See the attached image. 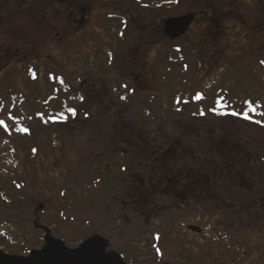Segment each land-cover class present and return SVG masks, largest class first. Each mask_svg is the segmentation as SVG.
Instances as JSON below:
<instances>
[{"label": "rangeland", "instance_id": "obj_1", "mask_svg": "<svg viewBox=\"0 0 264 264\" xmlns=\"http://www.w3.org/2000/svg\"><path fill=\"white\" fill-rule=\"evenodd\" d=\"M63 5L59 7L56 0H0V84L8 89H12L16 84L23 94L29 96V104L32 105L30 100L41 97L46 99L52 95L48 77L49 69H52L65 74L70 84L78 81V91L85 93V103L76 105L75 114L67 124L44 129L38 127L41 130L34 131L33 138H23V142L36 140L39 144L37 152H33L36 156L34 161L26 162L29 169L28 179L34 178L35 181L32 182L34 185L31 189L37 192L39 197L27 199L13 208L11 206L8 211L0 208V242L3 241L7 245H10V242L19 245L26 242L27 234H32L29 239L32 245L39 243L41 231L35 229L23 232L26 235L21 236L19 227L15 225L22 224V221H31L30 218L35 219L37 215H40L42 220L39 224L52 229V232L55 230V235H59L58 226L73 229L74 226L80 225L75 224L76 222L88 220L91 216L116 225L119 217L136 215V207L126 209L118 203L120 199H130L122 192L119 194L118 190L109 197L107 208L106 203H103L108 199V195L104 196L106 186L109 188L108 180L113 182L120 178L119 173H109L108 176L106 172H99V176L98 173L91 172L92 168L103 169L108 165V168L116 169V166H119L115 160L116 154H106L109 146L113 147L110 142L118 140L120 136L138 133L140 136L153 137L152 140L149 139L151 142L139 141L141 147H147L149 151L152 145L168 147V137L171 135L185 136L190 143L182 145L184 151L190 152V168L198 169L200 138L204 132L207 136V151L220 154L219 164L213 168L223 170V175L230 179L223 181V184L232 182V174L229 175L226 165H230L229 156L235 151L233 146L237 142L247 145L246 140L236 142L235 139L250 137L253 132L256 138L261 137L257 141H264V129L259 131L257 127L237 126L210 114L206 120L223 121L222 124L207 123L202 128L198 123L205 120L201 119V116L207 114L205 111L200 113L196 110L195 94L198 88L207 87L204 83L207 71L201 68V63L195 62V58L199 59L202 55L203 48L193 45L184 47L186 40L160 43L163 39L160 21L170 17L173 10L165 9L155 13L149 9L138 11L134 6L126 5L121 22L123 19L126 21L120 29L116 28V23H110L112 29L105 31L96 17L90 20L92 22L88 23L89 27L85 31L73 27L75 21L70 18L68 6L65 3ZM175 12L184 13L181 8ZM238 15L243 21L239 37L248 31L247 43L239 55L249 57L250 60L244 62L247 65L244 69L241 68L243 63L235 64L239 67L238 70L243 72V76L248 74V71H256V83H252V77L246 79L243 86L264 89V68H260L261 61H258L264 58V0H238ZM54 24L56 30L53 28ZM226 24L231 22L227 21ZM102 37L110 42L121 39L122 43L117 47H97ZM186 39L193 38L189 36ZM218 39L223 38L220 36ZM89 44L92 46H88ZM219 50L220 48L214 55L231 54L226 47H222L226 53ZM25 61H28L27 64L32 65L41 77L39 85L24 78L23 75L28 73L29 68L23 67ZM230 75L229 70L221 73L222 77L211 87L216 89V92L228 87L233 94L238 95L240 91L232 86L234 82ZM263 89L258 91L259 95L251 93L252 96L263 97ZM115 93L119 94V99ZM182 94L184 97H191L196 104H191V108L189 105L187 108L183 107L179 103ZM213 94L216 93L207 95ZM212 96L207 97L206 104H211ZM120 99L128 102L122 103ZM118 108L124 109V112L120 117L114 116L112 121V111L115 112ZM35 115L32 113L31 117L36 119ZM121 119L126 121L125 124L119 121ZM138 119L144 123L149 121L151 125L148 123L140 128L131 127V121ZM44 120L48 119L45 117ZM155 120L161 123L152 126ZM171 120H178L177 127L169 126ZM37 123L40 125V120ZM128 145L140 147L132 141H128ZM129 154L131 158L128 163L133 175L122 179L126 186L137 183L135 173L140 170V165H137V159L140 157L138 153ZM26 155L23 145L17 149L15 139L9 138L0 126V180L28 182V179L23 178L26 173L23 172V164L19 159H27ZM210 164L208 161L207 168H212ZM147 173L151 176L150 166ZM95 180L101 182L100 194L94 188ZM110 188L117 189L113 186ZM96 196V200L101 201L100 204L93 202ZM40 205L45 207L44 210L41 211ZM126 211L130 212L125 213ZM122 225L124 226V220ZM7 237L9 240H6ZM65 238L68 244L73 245L85 237L83 234L82 238L64 234ZM113 240L114 243L119 241L115 236ZM255 263L260 264L258 259Z\"/></svg>", "mask_w": 264, "mask_h": 264}, {"label": "flooded vegetation", "instance_id": "obj_2", "mask_svg": "<svg viewBox=\"0 0 264 264\" xmlns=\"http://www.w3.org/2000/svg\"><path fill=\"white\" fill-rule=\"evenodd\" d=\"M63 3L68 6L70 18L75 21L73 27L85 31L89 27L88 23L92 22L90 20L96 17L105 31L112 29L110 23H116V28L120 29L126 21L123 19L121 22L126 5L134 6L138 11L149 9L155 13L165 9L173 10L170 17L160 21L163 33L160 43L186 40L184 47L193 45L203 48L202 55L199 59L195 58V62L201 63V68L207 71V78L204 79L207 87L198 88L195 92L197 95L219 92V89L216 92L211 86L222 77L221 73L229 70L232 77L239 68L235 64L238 60L243 63L242 69L247 68L244 62L250 60L249 57L239 55L247 43L248 31L239 37L243 21L238 15V0H56L59 7H63ZM180 8L184 13L175 12ZM191 16L193 19L182 36L177 39L167 36L164 27L166 20ZM227 21L231 24L227 25ZM53 28L57 29L56 24ZM201 31L209 34L199 33ZM189 36L193 39L187 40ZM220 36L223 39H218ZM121 43V39L110 42L102 37L96 46L117 47ZM88 46L91 47L92 44ZM222 47L228 48L231 54L214 55L219 48L221 53H226ZM112 112L113 121L114 116L120 117L124 109ZM122 120L124 119L119 121L125 124L126 121ZM177 121L171 120L169 126L177 127ZM131 122V127L135 128L147 126L148 123L151 125L149 121L144 123L139 119ZM222 122L205 119L198 123L204 128L207 123L218 125ZM231 122L238 126V122ZM160 123L161 121L155 120L152 126ZM249 125L250 128L256 127L254 121ZM261 129L264 127L259 131ZM251 134L247 138L235 139L236 142L246 140L247 145L237 142L233 146L235 151L229 156L230 165H226L229 175L232 174V182L227 184H223V181L230 179L223 175V170L213 168L219 164L220 154L207 151V136L204 132L200 138L198 169L190 168V152L184 151L182 145L190 143L185 136L171 135L168 137V147L152 145L151 151L147 147H141L139 141L151 142L149 139L152 140L153 137L138 134L120 136L118 140L110 142L113 147L109 146L106 154H116L115 160L119 166L116 169L108 168V165L103 169L92 168L91 172H106L108 176L109 173H119L120 178L113 182L108 180L109 188L106 186L104 192L108 199L103 203H106L107 208L109 197L118 190L119 194L122 192L130 197L129 200H121L120 195L118 196L121 207H136L138 214L119 217L116 225L91 216L88 220L76 222L75 224L80 225L73 229L58 226L59 235H55V230L52 232V229L38 225L37 229L42 234L39 235V243L32 245L29 241L32 234L19 232L21 236H27L26 242L20 245L10 242L7 245L2 241L0 250L10 256L28 258L33 251L42 250L46 246L44 228H47L53 238L63 241L70 249H77L86 240L100 236L108 242L106 253L118 254L125 264H256L257 259L260 264H264V141H257L261 137L256 138L253 132ZM128 141L137 143L140 147L129 146ZM129 152L140 156L137 159L140 170L135 173L137 183L126 186L122 179L133 175L128 163L131 158ZM208 161L212 168H207ZM149 166L151 176L147 173ZM112 186L117 189L110 188ZM96 203L100 204L101 201ZM39 208L42 211L45 207L40 205ZM58 208L61 210L60 206ZM127 212L130 211L125 213ZM33 221L39 224L41 216H35ZM190 228L199 229L200 232ZM64 234L75 235L77 238H82L83 234L85 238L78 244L71 245L64 239ZM113 236L119 239L117 243L113 242ZM6 240H9L8 237Z\"/></svg>", "mask_w": 264, "mask_h": 264}, {"label": "trees", "instance_id": "obj_3", "mask_svg": "<svg viewBox=\"0 0 264 264\" xmlns=\"http://www.w3.org/2000/svg\"><path fill=\"white\" fill-rule=\"evenodd\" d=\"M181 55L182 54H180V56ZM260 61H264V58L262 57ZM27 62L28 61H25L23 63L25 64L23 67H29L28 73L23 75L24 78L30 79L31 81L39 85L41 77L36 72L35 68L32 65L27 64ZM240 63L242 62L239 60L238 62H236V64L238 65ZM259 65L260 68L263 69L264 64L260 63ZM49 71V84L52 86L53 93L46 99L44 97H41L36 100H30V103L32 105L29 104V96L23 94L16 86V84L12 89L5 88V85L0 84V120L4 122V124L0 126L4 129L5 134L9 138L15 139L17 149H19L20 145H23V147L26 149L27 159L19 158L21 163L23 164V172L26 173L25 175H23L24 179L29 178V169L26 162L34 161L36 156L33 155V152H37V146L39 144L36 140L23 142V138H33L32 136L34 131L44 129L45 127H60V125L67 124L74 115L73 112H75L76 105H78V103H85V93L80 90L78 91V88L76 86V82L78 84V81H75L74 83L72 82V84H70V81L67 80L65 74H61L57 70L54 71L52 69H49ZM254 73H256V71H248V74H246L245 76H243V72L241 70H238L237 74L233 73L234 76L231 77V80L234 82V84L232 86L236 87L238 91H240L238 95L233 94V92L228 87H223L219 90V92L213 94V96L200 94L199 96H201L202 98L197 99L196 110H198L200 113H202V111H205L207 113L206 115L201 116V119H209V116L211 115L215 118L223 119L225 122L236 121L238 122V125H242L247 128H250L249 123L254 121L257 128H263L264 95L263 97L252 96V94L259 95L258 91H262L263 88L257 89L251 86H243L246 79L249 80L252 77V83H256L257 77L254 75ZM114 95L116 96V98L117 96H119L118 93H115ZM208 96H212L211 104H209V102H207L206 104ZM133 97L135 98V95ZM121 101L122 103L128 102V100ZM179 103H181L182 106H185L186 108L188 105L189 108H191V104H196L193 100H191V97L187 95L186 97H184L183 94L182 100ZM232 112H236L238 113V115L233 116L226 114ZM32 113L36 114L35 118L37 119V121L40 120V125L37 123L36 119L31 117ZM245 113L249 116L248 120L243 119V115ZM45 117L48 120H44ZM256 121H260V123H256ZM38 127H40L41 129H38ZM31 168L33 167L31 166ZM32 170H34V168ZM97 175H99V173ZM32 179L33 180L28 179V182L11 180H4V182L3 180H0V208L8 211V209L13 208L15 205L24 203L27 199L39 197L38 194L36 195L37 192H34L31 189L35 183L34 178ZM100 184V181L95 180L94 188L98 192H102V186ZM101 192H99V194ZM94 198V200L97 201L96 199L98 198V196ZM30 220L31 221H22L20 222L22 224L16 223L15 225L19 227L20 232H29L35 229L38 230L37 226L40 224H38L37 222L35 223L32 218H30ZM18 224L20 226H18Z\"/></svg>", "mask_w": 264, "mask_h": 264}, {"label": "water", "instance_id": "obj_4", "mask_svg": "<svg viewBox=\"0 0 264 264\" xmlns=\"http://www.w3.org/2000/svg\"><path fill=\"white\" fill-rule=\"evenodd\" d=\"M191 17L168 19L165 22V32L171 39L182 36L192 21ZM46 231V246L35 250L30 257L10 256L0 250V264H125L115 253H106L108 242L100 236H95L83 242L77 249H69L61 240L53 238ZM200 232L199 229L190 228Z\"/></svg>", "mask_w": 264, "mask_h": 264}, {"label": "snow or ice", "instance_id": "obj_5", "mask_svg": "<svg viewBox=\"0 0 264 264\" xmlns=\"http://www.w3.org/2000/svg\"><path fill=\"white\" fill-rule=\"evenodd\" d=\"M261 64H264V61H261ZM196 98H197V99H201L202 97L199 96V95H197ZM122 99H123V97H122ZM213 111H214V109H213ZM73 114H75V112H73ZM226 114L233 115V116L238 115V113H236V112L226 113ZM243 119L248 120V119H249V116L245 113V114L243 115ZM256 123H260V121H256ZM3 124H4V122H3L2 120H0V125H3Z\"/></svg>", "mask_w": 264, "mask_h": 264}]
</instances>
